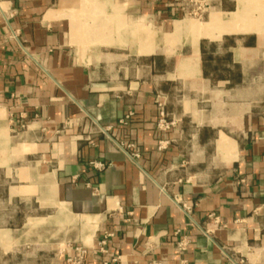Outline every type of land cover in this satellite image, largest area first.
Segmentation results:
<instances>
[{
	"label": "crops",
	"instance_id": "0c3cea01",
	"mask_svg": "<svg viewBox=\"0 0 264 264\" xmlns=\"http://www.w3.org/2000/svg\"><path fill=\"white\" fill-rule=\"evenodd\" d=\"M182 1L0 0V264H264V0Z\"/></svg>",
	"mask_w": 264,
	"mask_h": 264
},
{
	"label": "built area",
	"instance_id": "2783aa9c",
	"mask_svg": "<svg viewBox=\"0 0 264 264\" xmlns=\"http://www.w3.org/2000/svg\"><path fill=\"white\" fill-rule=\"evenodd\" d=\"M182 4L185 8H187V12L186 15L191 16H197V15H201L204 13H208L209 11H211L213 9L212 7V3L211 0H183ZM192 5H194L195 7L191 8ZM165 104L161 101H158V108H159V118L157 121V129L160 132L163 133H167L173 129H175L178 125V120L173 118V119H169L167 113L165 112ZM132 114H129L125 117L124 120L121 121L122 124L126 123L129 119H131ZM111 128H104L101 130L102 133L106 134L108 130H110ZM163 142H161L159 144V149L163 148ZM127 148L129 149H134V145H127ZM140 154L138 152H134L132 154L129 155V157L132 160L135 159H139L140 158ZM90 165L95 168L96 170H104L106 168V165L100 162H96L93 161L90 163ZM208 218L213 221L216 225H220V220L217 216H215L214 214H211L208 216ZM189 245V240L187 238H183L181 239L178 244H177V250L179 253H183L187 250V247ZM101 246V250H104L105 246H106V239L104 241H102L100 243ZM77 253L78 256H76L73 259H70L68 261V264H82L83 259H84V255L86 254L85 250H80L77 249ZM237 264H247L246 260L243 258L238 259Z\"/></svg>",
	"mask_w": 264,
	"mask_h": 264
},
{
	"label": "rangeland",
	"instance_id": "374dc122",
	"mask_svg": "<svg viewBox=\"0 0 264 264\" xmlns=\"http://www.w3.org/2000/svg\"><path fill=\"white\" fill-rule=\"evenodd\" d=\"M195 7L194 5H192L191 8ZM210 14V11L208 13H204V14H201V15H197V16H194V15H191V16H188L187 19L189 22H196L195 23H207L208 22V15ZM198 21V22H197Z\"/></svg>",
	"mask_w": 264,
	"mask_h": 264
}]
</instances>
